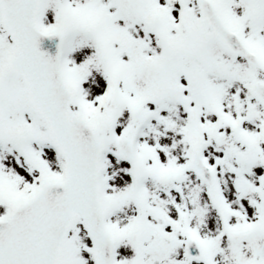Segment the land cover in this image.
<instances>
[{
  "label": "snow or ice",
  "instance_id": "1",
  "mask_svg": "<svg viewBox=\"0 0 264 264\" xmlns=\"http://www.w3.org/2000/svg\"><path fill=\"white\" fill-rule=\"evenodd\" d=\"M0 264H264V0H0Z\"/></svg>",
  "mask_w": 264,
  "mask_h": 264
}]
</instances>
